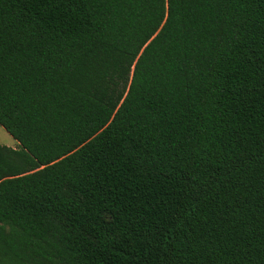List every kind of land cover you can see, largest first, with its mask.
<instances>
[{"label":"trees","instance_id":"obj_1","mask_svg":"<svg viewBox=\"0 0 264 264\" xmlns=\"http://www.w3.org/2000/svg\"><path fill=\"white\" fill-rule=\"evenodd\" d=\"M0 264H264V0H0Z\"/></svg>","mask_w":264,"mask_h":264},{"label":"rangeland","instance_id":"obj_2","mask_svg":"<svg viewBox=\"0 0 264 264\" xmlns=\"http://www.w3.org/2000/svg\"><path fill=\"white\" fill-rule=\"evenodd\" d=\"M0 144L9 148H18L17 142L0 126Z\"/></svg>","mask_w":264,"mask_h":264}]
</instances>
